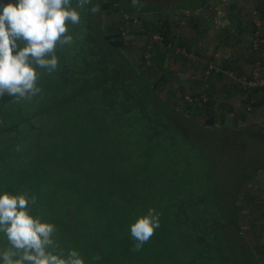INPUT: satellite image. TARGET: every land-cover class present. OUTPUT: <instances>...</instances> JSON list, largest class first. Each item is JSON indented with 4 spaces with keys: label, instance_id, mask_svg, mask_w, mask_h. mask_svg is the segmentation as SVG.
Segmentation results:
<instances>
[{
    "label": "rangeland",
    "instance_id": "rangeland-1",
    "mask_svg": "<svg viewBox=\"0 0 264 264\" xmlns=\"http://www.w3.org/2000/svg\"><path fill=\"white\" fill-rule=\"evenodd\" d=\"M13 1L0 0V4ZM95 1L92 3L98 4ZM117 1L119 10L129 17L128 20L123 18V29L132 25L135 31L126 36L119 52L152 84L159 81L162 70L168 75L166 84L156 87L157 95L147 93L141 82L138 90L146 95L145 100L157 117L158 130L167 124L171 140L176 141V145L183 143V149L186 147L182 154L187 152L194 158L195 165L187 175L193 174L195 186L201 187L207 201L217 203L223 229L215 238L216 248H211L212 261L204 263L264 264V104L253 106L248 112L246 108L250 103L247 102L251 99L257 102L260 98L251 88L238 89L237 77L229 76L234 73L254 81L253 74L256 73L257 80L264 78V46L255 51L242 39L241 48L229 44L233 43L229 39L243 30L249 36L258 31L264 39V0H141L143 8L133 7L131 0ZM120 11L103 15L105 24L120 22ZM166 17L171 19L169 38L174 42L172 47H166L162 37L152 32V27ZM227 22L238 31L226 29ZM90 26L89 41L99 40L100 36L92 30V24ZM159 50L167 51V54L157 74L150 75L146 70L153 68V58ZM233 62H237L235 67L226 65ZM208 65L214 69L208 72ZM223 69L228 73L225 74ZM37 71L41 88L44 75H48L43 69ZM11 101V97L0 100L1 106L13 107L8 120L16 127L13 134L2 131L4 123L0 119V195L8 192L19 196L27 192L36 197L30 215L40 217L45 223L59 225L68 221L70 224L74 216H69V207L62 205L61 210L55 201L60 197L69 201L76 198V194L67 191L66 196L62 195V191H56L54 186H71L68 183L71 182L76 190L86 184L92 189V134L85 132L92 123L82 124L72 116L46 115L43 120L37 118L43 125L44 136H31L27 125L22 124L24 119L31 110H40L52 103L41 94L27 103ZM162 102L178 116L183 115L191 122L217 132L192 130L183 119L170 113L168 116L164 113V117L159 114L165 108ZM196 103L200 110H194ZM207 119L212 124H208ZM17 145L21 151H16ZM37 151H43L42 155L38 154V161ZM168 163L170 168L172 164ZM173 164L176 165L177 160ZM37 169L41 171L39 175L34 172ZM67 171H71V178H66ZM77 197L84 199L92 195L81 191ZM85 205L92 207L91 202L85 201ZM237 216L239 232L233 224ZM1 236V243L7 242ZM55 238L57 244L60 241L59 245L66 243L59 246L65 251L75 246L68 230L57 228ZM202 262L196 261L197 264Z\"/></svg>",
    "mask_w": 264,
    "mask_h": 264
},
{
    "label": "trees",
    "instance_id": "trees-1",
    "mask_svg": "<svg viewBox=\"0 0 264 264\" xmlns=\"http://www.w3.org/2000/svg\"><path fill=\"white\" fill-rule=\"evenodd\" d=\"M95 2L100 11L95 15L82 13L80 26L68 25L74 43L56 53L59 68L51 75L47 73V77L44 75L40 94L46 95L52 105L31 110L22 123L27 125L31 136H44L43 125L38 119L43 120L46 115L72 116L82 124L92 123L85 128L88 135L92 134V189L89 184L77 190L71 182H68L71 186L64 184L61 188L55 184L56 191H62L65 196L67 191L74 193L76 198L66 201L60 197L55 201L61 210L62 205L69 207L68 214L74 217L70 224L66 221L54 225L72 234L75 246L71 248L80 253L85 264H197L199 260L205 264L206 260L212 261L210 252L216 248L218 231L223 229L217 203L207 201L201 187L195 186L193 174L187 175L195 165L194 158L187 152L182 154L186 147L183 149V143L176 145V141L171 140L167 124L160 125L158 130L157 117L146 102V95L138 90L141 82L147 93L157 95L156 87L164 86L168 75L162 70L159 81L152 84L146 75L134 70L119 52L126 36L135 32L132 25L123 29L125 14L119 10L117 0ZM117 11L122 13L120 22L105 24L103 15ZM170 20L166 17L152 27V32L162 37L166 47L174 46L169 38ZM91 24L92 30L100 36L94 42L89 41ZM166 54L167 51H156L153 68L146 72L157 74ZM250 88L260 99L247 103L252 107L264 104V86ZM7 98L10 96H0V100ZM163 104L165 108L159 114L164 117L170 113L198 132L211 134L214 130L191 122L183 115L178 116L168 104ZM198 106L196 103L193 105L196 109L190 108L197 111L200 110ZM12 108L0 107V119L3 128L6 127L2 131L11 134L16 130L8 120ZM206 122L212 124L210 119ZM37 152L38 161L43 151ZM175 160L176 165L173 164ZM169 161L170 168L167 167ZM34 172L41 173L38 169ZM65 173L66 178L72 177L71 171ZM81 191H88L92 197H77ZM85 201L91 202L92 207L86 208ZM149 208L160 214V227L154 230V235L141 250L135 251L130 225L146 215ZM233 224L239 232L238 216ZM1 242L0 238V249L7 246V242ZM96 255L101 257L99 261H94Z\"/></svg>",
    "mask_w": 264,
    "mask_h": 264
},
{
    "label": "clouds",
    "instance_id": "clouds-1",
    "mask_svg": "<svg viewBox=\"0 0 264 264\" xmlns=\"http://www.w3.org/2000/svg\"><path fill=\"white\" fill-rule=\"evenodd\" d=\"M143 8L141 0H131ZM98 4L92 0H15L0 4V96L12 102H31L40 95V73L49 75L59 68L56 53L74 43L68 25L80 26L82 13L97 14ZM15 51V55L13 52ZM16 151H21L19 145ZM35 196L0 195V233L7 246L0 249L2 264H85L75 249L65 251L55 240L57 228L30 215ZM160 214L149 208L146 215L130 225L135 251L141 250L160 227ZM94 261L101 257L96 255Z\"/></svg>",
    "mask_w": 264,
    "mask_h": 264
},
{
    "label": "built area",
    "instance_id": "built-area-1",
    "mask_svg": "<svg viewBox=\"0 0 264 264\" xmlns=\"http://www.w3.org/2000/svg\"><path fill=\"white\" fill-rule=\"evenodd\" d=\"M129 17H127L126 15L124 16L125 20H128ZM251 46L253 48V50L257 51L260 50L263 46H264V39L261 36V34L257 31L252 35L251 38ZM214 67L211 65H208V72L209 70H213ZM255 75L254 77V81H250L248 80L247 77L245 76H236L234 73H229V76H234L237 77L236 79V84L238 85L239 88H241L242 90H247L250 87H262L264 86V78H261L259 80H257V74H253ZM203 102L206 101L205 99H202ZM252 109V105H249L246 110L249 112Z\"/></svg>",
    "mask_w": 264,
    "mask_h": 264
},
{
    "label": "crops",
    "instance_id": "crops-1",
    "mask_svg": "<svg viewBox=\"0 0 264 264\" xmlns=\"http://www.w3.org/2000/svg\"><path fill=\"white\" fill-rule=\"evenodd\" d=\"M239 10V9H238ZM240 10L242 11V13H244V11H243V9L242 8H240ZM240 22H242L241 20H240ZM238 24V23H237ZM257 24H259V23H257ZM242 26H243V23H242ZM221 27H223V26H221ZM226 29H228V30H232L233 28L234 29H237V27H234V25H229V23L227 22V25L226 26H224ZM246 30H243V32L242 33H239L238 34V36H232L229 40H231V42H233V43H229V44H233V45H235V47H237V46H239L240 48H241V45H242V41H240L241 39L243 40V41H246V43L248 42V45L250 44L251 45V38H252V36L250 35L249 36V34L248 33H244ZM236 32H237V30H236ZM236 34V33H235ZM242 34V35H241ZM224 35V34H223ZM247 37V38H246ZM224 40H225V38H224ZM222 42V41H221ZM235 43V44H234ZM245 43V42H244ZM221 44H224V43H220V45ZM247 44H246V46H248ZM249 45V46H250ZM239 53V52H238ZM222 63L224 62V60H222L221 61ZM222 63L220 64V66H222ZM235 64H237V62L235 63V62H233L232 64H229V63H226V65L229 67V66H234L235 67ZM219 69H217V71H218ZM223 71H224V73L226 74V73H228L227 71H225L224 69H223ZM219 72H221L222 73V70H219Z\"/></svg>",
    "mask_w": 264,
    "mask_h": 264
},
{
    "label": "flooded vegetation",
    "instance_id": "flooded-vegetation-1",
    "mask_svg": "<svg viewBox=\"0 0 264 264\" xmlns=\"http://www.w3.org/2000/svg\"><path fill=\"white\" fill-rule=\"evenodd\" d=\"M30 212H32V211H30Z\"/></svg>",
    "mask_w": 264,
    "mask_h": 264
}]
</instances>
